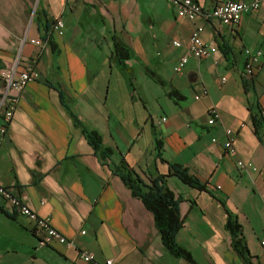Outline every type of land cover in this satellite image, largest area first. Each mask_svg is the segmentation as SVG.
<instances>
[{
  "label": "crops",
  "instance_id": "0c3cea01",
  "mask_svg": "<svg viewBox=\"0 0 264 264\" xmlns=\"http://www.w3.org/2000/svg\"><path fill=\"white\" fill-rule=\"evenodd\" d=\"M196 1L210 12L226 0ZM55 18L65 35L49 42ZM195 24L216 51L191 57L177 74L185 50L173 42H188ZM25 37L46 45L23 44ZM117 43L132 52L124 63ZM247 49L263 52L252 76ZM17 61L18 71L36 61L41 79L25 88L0 133V183L49 217L72 247L40 249L33 223L0 198V264H188L167 251L153 214L116 174L123 161L144 178L167 176L186 218L177 241L199 264H264V2L222 25L181 19L165 0H0V70ZM135 71L148 80L138 83ZM214 107L221 118L210 126ZM226 129L234 155L224 149ZM91 131L101 135L100 149L90 144ZM171 163L205 189L169 176ZM222 203L241 227L248 260L233 247Z\"/></svg>",
  "mask_w": 264,
  "mask_h": 264
},
{
  "label": "built area",
  "instance_id": "2783aa9c",
  "mask_svg": "<svg viewBox=\"0 0 264 264\" xmlns=\"http://www.w3.org/2000/svg\"><path fill=\"white\" fill-rule=\"evenodd\" d=\"M171 4L181 19H187L190 22H196L199 17L210 19L211 17L218 20L222 25H233L240 22L242 16L249 12H256L260 9L264 0H252L247 2L245 0H226L216 5L210 12H205L203 7L196 0H165ZM204 31L203 26L195 24L188 42L174 41L173 46L185 50V54L179 59L175 66V72L181 74L185 69L191 57L196 59H203L209 57L216 51L215 47L208 46L202 37ZM51 33L59 37L65 35V23L62 18H55L52 24ZM30 42L36 46H43L46 43L40 39L28 40L25 37L22 43ZM249 60L246 64V72L248 75L255 73V67L263 52L258 50L252 53L246 50ZM18 61L15 66L9 70H0V112L4 117V124L0 127V133L6 135L9 124L12 122L19 103V97L30 84L41 79V73L37 68L36 61L31 63L26 70H17ZM226 80V79H224ZM204 94L207 90L204 88ZM199 98V97H197ZM260 117L264 121V109L260 110ZM221 118V113L218 108H212L209 111L208 125L214 126ZM226 141L224 149L229 155L236 153V148L233 139V130L226 129ZM213 143H217V139H213ZM238 165L242 168L252 167L257 170L251 163L238 161ZM0 198H2L13 210L31 221L34 226L35 233L40 234L38 247L40 249L54 247L56 245H65L72 247V242L67 239L61 232H59L51 222L49 217L39 215L35 210L22 203L15 197L12 190L3 186L0 183ZM85 234V232H83ZM264 245V242H263ZM79 258L85 263L95 262L96 258L92 252H80ZM113 260L109 259L105 264H112Z\"/></svg>",
  "mask_w": 264,
  "mask_h": 264
},
{
  "label": "trees",
  "instance_id": "16d2710c",
  "mask_svg": "<svg viewBox=\"0 0 264 264\" xmlns=\"http://www.w3.org/2000/svg\"><path fill=\"white\" fill-rule=\"evenodd\" d=\"M52 20V24H53ZM52 28V27H51ZM50 28V29H51ZM48 27L45 40L51 41L52 33ZM116 52L121 63L129 59L132 54L126 46L117 43ZM176 93V92H175ZM177 94V93H176ZM90 144L95 149L102 147V137L96 131L87 133ZM160 143V141H158ZM109 149L103 152V159L108 158ZM159 157L160 154H159ZM169 176L179 178L183 183L190 187L197 189H205V185L201 181L190 174L189 170L179 163H171ZM116 174L122 179L127 188L131 191L132 196L139 199L153 214L155 225L160 233L162 242L167 251L175 257L182 258L188 264H199L187 249L179 245L177 236L184 228L186 218L181 214L180 204L182 198L178 197L175 192L169 187L167 176H149L144 178L135 168L123 161L121 164L115 166ZM225 208L224 203H222ZM226 210V208H225ZM227 212V229L233 236V247L237 253L245 260H248V248L245 239L241 236V227L233 217Z\"/></svg>",
  "mask_w": 264,
  "mask_h": 264
},
{
  "label": "rangeland",
  "instance_id": "374dc122",
  "mask_svg": "<svg viewBox=\"0 0 264 264\" xmlns=\"http://www.w3.org/2000/svg\"><path fill=\"white\" fill-rule=\"evenodd\" d=\"M137 74H138L139 77L136 76ZM134 75H135V78L138 79V83L144 84L145 81L148 80L147 77L144 76V74H143L141 71H135ZM134 75H133V76H134ZM134 83H135V82H134Z\"/></svg>",
  "mask_w": 264,
  "mask_h": 264
}]
</instances>
